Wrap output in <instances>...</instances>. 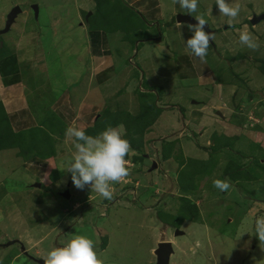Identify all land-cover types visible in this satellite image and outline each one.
I'll return each mask as SVG.
<instances>
[{
  "label": "rangeland",
  "instance_id": "1",
  "mask_svg": "<svg viewBox=\"0 0 264 264\" xmlns=\"http://www.w3.org/2000/svg\"><path fill=\"white\" fill-rule=\"evenodd\" d=\"M65 1L68 0H0V19L15 6H21V15H30L32 25L42 28L44 51H51L45 54L46 59L50 61V58L60 56L61 67L68 68L70 63L62 62L69 56L65 47L68 39L71 43L76 42L79 36L69 37L67 26L75 22V19L70 20L76 17V13L72 10V16L66 17L64 15L68 12H60ZM104 3L105 6L110 0ZM112 3L115 4L114 10L118 0ZM239 5V18L245 7L243 15L251 14L250 9L252 17L264 13V0H240ZM105 9L107 11L98 8L88 11H95L91 24H103L107 17L113 18L110 8ZM121 13L104 26L115 30L112 24H117V31L120 30L121 24L115 21L122 19ZM81 18L85 19L84 14ZM5 22L0 23V32ZM55 28L58 34L53 36ZM122 28L125 32L120 38L132 40L138 50L136 43L144 38L138 34L143 28L141 23L137 20L124 22ZM228 31L211 59L217 79L208 98L213 104L211 108H221L219 117L224 118L214 133L206 130L195 133L197 130H185L186 127L182 131L183 115L177 109L185 108L184 116H188L186 93L178 100L173 95L167 97L168 104L177 105L174 108L158 102L155 96L156 101L153 98L146 100L153 109L141 107L140 110L139 100L128 105L121 104L118 97L114 101L111 98L113 103H118L116 107L125 105L124 109L121 107L120 119L137 129L139 126L144 135L153 126L152 118L159 112H165L163 119L171 120L177 112L181 122L171 138L162 137L163 133L169 135L172 127L158 130L160 138H143L144 153L141 155L131 149L125 157L129 175L122 182L112 184L111 200L91 191L87 185L82 190L74 186L71 173L64 169L68 167L75 148H63L60 153L67 151L69 159L64 160L66 153L62 160H55L53 165L48 163L51 181L43 178L42 182L47 181L48 187L42 189L37 185L40 180L35 179V175L32 178L30 170L35 165L28 163L30 152L19 155L17 151L20 157L17 159L12 152L13 147L2 151L8 154L0 155V193H6L0 203V245L15 243L8 247L0 246V264H38L32 259L43 261L48 251L66 243L72 235L90 238L102 264H155L154 251L158 243L164 241L172 242L174 246L170 264H256V261L264 260V252L255 236V220L264 216V21L252 26L249 20L244 29L240 30L239 26L238 31ZM241 31L253 36L259 44L257 50L240 43ZM14 36L12 32L0 34L2 41L6 42ZM169 40L167 37L166 44L170 43ZM142 51L137 57L142 55ZM154 57L151 55L146 60L149 65ZM166 62L162 52L161 65ZM125 64L131 66L128 62ZM55 67L57 69V64ZM50 73L54 74L53 69ZM164 76L162 74L161 77ZM203 82L188 80L181 82V87L185 92H197L198 88L203 89ZM191 96L190 104L203 100ZM206 114L209 113L206 111ZM163 119L161 122H166ZM111 121L114 122L115 118ZM208 123V119L203 120L204 125ZM120 128L125 133L124 127ZM215 133L226 137L214 138ZM40 141V138H35L29 143L37 146ZM73 141L71 139L69 144ZM164 146L167 153L162 154ZM139 155L144 157V162H136L135 157ZM205 160L209 161L207 166L204 165L207 170L198 174V165H203L201 161ZM25 163H28L27 167ZM155 164L157 167L153 171ZM184 170L188 174L180 178ZM216 179L227 180L231 187L226 192L220 191L213 186ZM50 182L54 184L50 186ZM185 198L199 207L201 220H184L179 227L174 226L171 222L179 214ZM178 230L183 234H177Z\"/></svg>",
  "mask_w": 264,
  "mask_h": 264
},
{
  "label": "crops",
  "instance_id": "2",
  "mask_svg": "<svg viewBox=\"0 0 264 264\" xmlns=\"http://www.w3.org/2000/svg\"><path fill=\"white\" fill-rule=\"evenodd\" d=\"M113 1L115 2L111 0L104 6V8H110L111 14L115 6ZM228 2L234 6L236 3L239 4L240 0H228ZM117 4L118 6L114 9L115 15L112 14V16L122 11V19L117 18L119 21H115L121 24L118 31L117 24H112L116 27L115 30L104 26V23H109L110 19L103 24L88 22L95 13V11H88L97 8L96 0H68L65 6L60 8V12H68L64 15L66 17L72 16V10L75 11L76 17H72L70 21L75 19L77 23L73 21L67 27L70 38L74 34L79 36L76 42L71 43L68 39L65 48L69 56L62 62L68 61L70 66L68 68L62 66L63 70L60 56L55 59L50 58V61L46 59L45 54H50L51 51H44L41 39L42 28L32 25L30 15L25 17L19 14L20 20L17 23L18 16L9 32L1 33L4 29L0 32L1 35H7L10 32L16 35L9 38L8 42L0 38V103L7 113L10 128L14 133L38 130L41 142L46 144L45 149L31 151L29 154L31 158L28 160L29 165H35L30 171L33 179L35 175V179L40 180L37 184H41L39 187L41 189L47 188V181H51L48 163L62 160V156L66 153L64 160L69 159L67 151L64 154L60 153L63 148L74 149L75 141L69 144V141L74 138L65 135L67 127L74 124L87 130L94 127L95 121L104 109L110 108L114 111H116L115 108L119 110L123 107L124 109L125 105L116 107L118 103H113L111 98L114 101L118 97L121 99V104L128 105L139 100L140 110L141 107L150 106V103L146 101L149 98L151 100L157 98L158 102L166 104L167 97L173 95L174 99L178 100L186 93L189 104L188 116H184L185 108L177 109L183 115L182 131L186 127L185 130L190 129L193 132H195L193 129L197 130L195 133L205 130L208 133H214L220 122L224 121L218 113L221 108L212 109L213 104L208 98L212 94L209 92L212 91L217 79L211 59L220 41L229 34V29L238 31L239 26L240 30L248 26L249 20L252 19V10L249 8L251 14L243 15L245 7L241 17L237 16L229 25V17L220 15L216 0H198L197 12L193 15H202L215 35V40L210 41L207 50L206 63H202L186 49L185 41L192 33L189 31V24L179 23L177 16L188 13L178 3H174V0H118ZM90 13L91 15H88ZM81 14H84V20ZM134 20L141 23L143 27L140 31L138 30V34L146 38L136 41L138 50L133 46L132 40L120 38L123 31L125 32L122 28L123 23ZM5 21H7V14L0 19V23L3 24ZM224 26H226L225 30H223ZM53 34L56 36L58 29H53ZM167 37L171 39L168 44H166ZM141 51L142 55L137 57ZM162 52L167 60L163 66L161 65ZM151 55L155 57L149 65L146 60ZM125 62L130 63L131 66ZM51 69L54 74L50 73ZM162 74L165 76L161 77ZM141 78H143L142 82H140ZM188 80H198L200 84L204 81L201 85L203 89L198 88L197 92H185L181 82ZM121 92L123 96H120ZM190 94L193 95L191 97L203 100L190 104ZM199 105H202L201 108ZM174 106L177 105L166 104L168 108H174ZM149 108L153 109V107ZM155 109L158 110L157 107ZM205 110L209 114H206ZM175 114L171 120L163 119L165 112L157 113L156 117L152 118L153 126L147 129L144 138H160L158 130L172 127L173 130L169 132L168 137L165 133L162 137L171 138L177 131L176 128L181 126L179 113L175 112ZM162 119L166 122H161ZM204 119H208L210 123L204 125ZM119 126L123 127L122 124ZM124 131L126 132L125 128ZM219 136L226 137L223 134ZM3 150L7 149H1L0 155L8 154V152H2ZM13 150L14 156L20 159L17 153L19 149ZM43 172L46 174L42 177ZM43 178L47 180L45 183L42 182ZM52 183L54 184L50 182V186ZM5 194L3 191L0 193V203Z\"/></svg>",
  "mask_w": 264,
  "mask_h": 264
},
{
  "label": "clouds",
  "instance_id": "3",
  "mask_svg": "<svg viewBox=\"0 0 264 264\" xmlns=\"http://www.w3.org/2000/svg\"><path fill=\"white\" fill-rule=\"evenodd\" d=\"M174 3H178L194 17L196 23L188 25L192 35L185 41V46L189 54L206 63L207 50L210 41L215 40V35L205 30L207 21L202 15H193L197 12L198 0H174ZM216 5L220 15L229 17V25L239 15L238 3L232 6L228 0H216ZM239 39L242 45L251 50L259 48V44L247 31H241ZM65 135L73 137L75 141V151L68 167L64 169L71 173L74 186L82 190L87 185L91 191L111 200L112 184L122 182L129 175L125 157L131 151V145L124 138L120 126L108 125L99 135L91 136L86 134L83 128L72 124L67 127ZM213 186L226 192L231 184L227 180L216 179ZM255 233L259 247L264 252V216L256 218ZM42 259L44 264H102L92 240L84 235H72L66 243L52 248ZM256 264H264V260L256 261Z\"/></svg>",
  "mask_w": 264,
  "mask_h": 264
},
{
  "label": "trees",
  "instance_id": "4",
  "mask_svg": "<svg viewBox=\"0 0 264 264\" xmlns=\"http://www.w3.org/2000/svg\"><path fill=\"white\" fill-rule=\"evenodd\" d=\"M96 1H97L98 10L107 11L104 8L103 3L105 1H106L105 3H107V2H109V0H96ZM102 6H103V8H101ZM112 14L115 15L114 10H113ZM101 17H102V19L104 18V16H101ZM114 18H115V16H113V18L107 17L106 20L110 19V21H111ZM91 20H92V18H89L88 22H91ZM92 23H93V21H92ZM263 71H264V69H263ZM115 110L118 112L111 110L110 108L104 109L100 113V116L95 121L94 127L85 130L86 134L91 135V136L99 135L102 131H104L106 129V127L108 125L116 127V126H119L120 124H122L126 130V132H125L126 135H124V138L130 142L131 149L133 151H136L137 153L139 152L141 155L142 153H144V148H143V145H144V140H143L144 133L143 132L144 131H143V129H139V126L137 129L136 127H133L134 125L127 124L126 122H124V120H121L119 113H121L120 111H123V110H121V109H119V110L115 109ZM128 114H130V113H128ZM131 116H133V115H131ZM113 118H115L114 122L111 121ZM37 131L31 130V131H24L22 133H14L13 130L10 128L7 113H6L5 109L3 108L2 104L0 103V150L6 149L9 147L18 148L19 149V155H22V154L34 151L36 149H45L46 144H44L41 141H40L41 143L38 144L37 146H33L32 144L29 143L30 139H35V138L39 139L40 138V140H41V137L38 133L39 131L38 132ZM213 136H214V138L219 137V135H217V133L213 134ZM165 146H164V149L162 150V154L164 152L167 153V151H166L167 148L165 149ZM135 160H137L136 162H144V157L143 156H140V157L136 156ZM201 162L203 163V165H200V166L198 165L197 171L200 172L198 174L205 173L207 170L205 168V166H207V164L209 163V161L206 162V160L201 161ZM202 166H204V167L201 168ZM154 169L155 168L153 167L152 170L154 171ZM186 170H184L180 174V178L183 177L185 174H188L186 172ZM186 187H188V186H186ZM183 201H184V204L182 205V207L180 206L181 209H180L179 214L174 216L173 220L171 222L172 225L175 224L174 226L179 227L184 220L197 221V222L201 220L199 207L194 202H192L191 200H190L191 202L189 200H186V198Z\"/></svg>",
  "mask_w": 264,
  "mask_h": 264
},
{
  "label": "water",
  "instance_id": "5",
  "mask_svg": "<svg viewBox=\"0 0 264 264\" xmlns=\"http://www.w3.org/2000/svg\"><path fill=\"white\" fill-rule=\"evenodd\" d=\"M35 9H36V12H38L37 7H35ZM22 12H23V9L21 8V6H19V5L15 6L10 11V13L7 15L6 25H5L4 30L1 33L9 32L12 25L15 23L17 17ZM88 15H91V13ZM177 21L179 23H185V24H189V25L196 23L194 17L191 14H179L177 16ZM262 21H264V13L259 15V16L254 15L252 17V19L250 20V24L253 26H256L259 23H261ZM205 30L213 33V31L211 30V28L208 24L205 25ZM219 115H221V114L219 113ZM156 167H157V164H155L154 168H156ZM37 185H38V187L41 186V184H37ZM67 197L69 198L68 194H67ZM177 234H183V231L178 230ZM13 243H15V242L7 243L5 245L1 244L0 246L8 247ZM16 243H18V241H16ZM22 250L23 251L25 250L24 246L22 247ZM174 252H175V250H174V246H173L172 242L164 241V242L158 243L157 248L154 251V255L156 257V263L155 264H170L171 256L174 254ZM38 262H39V264H44L43 261H38Z\"/></svg>",
  "mask_w": 264,
  "mask_h": 264
},
{
  "label": "flooded vegetation",
  "instance_id": "6",
  "mask_svg": "<svg viewBox=\"0 0 264 264\" xmlns=\"http://www.w3.org/2000/svg\"><path fill=\"white\" fill-rule=\"evenodd\" d=\"M30 254V253H29ZM30 257V256H29ZM34 258H36L35 256H34ZM32 259V258H31ZM32 260H34L35 262H37L38 264H39V262L37 261V259H32ZM44 262V261H43Z\"/></svg>",
  "mask_w": 264,
  "mask_h": 264
}]
</instances>
